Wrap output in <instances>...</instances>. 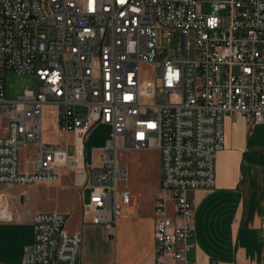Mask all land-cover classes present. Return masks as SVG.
Wrapping results in <instances>:
<instances>
[{"label":"built area","instance_id":"built-area-1","mask_svg":"<svg viewBox=\"0 0 264 264\" xmlns=\"http://www.w3.org/2000/svg\"><path fill=\"white\" fill-rule=\"evenodd\" d=\"M228 9L224 25L220 13ZM160 28L178 47L165 60ZM143 65L166 99L144 89ZM7 70L35 76L36 87L8 98ZM48 106L71 140L45 142ZM237 114L264 124V0H0V185H52L71 174L83 200L91 189L85 214L111 234L131 203L120 152L159 149L152 264H189L197 221L188 191L215 188L225 118ZM97 125L111 135L88 161L86 142ZM29 145L34 166L22 171L20 150ZM0 207L10 213L0 220L12 219L7 192L0 191ZM66 223L62 211L37 212L35 241L20 264H80L82 235ZM260 226L264 235V217Z\"/></svg>","mask_w":264,"mask_h":264},{"label":"crops","instance_id":"crops-1","mask_svg":"<svg viewBox=\"0 0 264 264\" xmlns=\"http://www.w3.org/2000/svg\"><path fill=\"white\" fill-rule=\"evenodd\" d=\"M53 127L60 134L57 114L54 126L49 128ZM91 132L86 142L88 161L87 145ZM216 172L217 184L214 189L188 191L197 221V233L193 238L195 246L187 253L188 263L264 264V235L260 226L264 217V124H254L242 114L226 117L225 148L217 156ZM160 177L161 169L158 190ZM60 182L61 178L57 183ZM71 187L80 200L77 206L73 205L71 209L68 206L64 210L56 209L54 205L49 207L66 213V229L82 235L80 264L156 262V199L146 206L141 194L129 186L131 203L122 210L110 234L104 226L95 224L91 215L85 214L88 197L85 196L83 200L81 190L73 182ZM0 191L7 192L9 202H13L14 190V194L8 190ZM67 195L66 203L71 201L72 194ZM16 207H11L12 219L0 220V263L3 264L23 262L25 247L35 241L34 216L42 211Z\"/></svg>","mask_w":264,"mask_h":264},{"label":"rangeland","instance_id":"rangeland-1","mask_svg":"<svg viewBox=\"0 0 264 264\" xmlns=\"http://www.w3.org/2000/svg\"><path fill=\"white\" fill-rule=\"evenodd\" d=\"M210 2L211 0H204ZM205 9L208 11L212 10L210 3H206ZM230 9L225 12H221L220 15L223 17L224 25H229ZM51 36L55 35V31H49ZM175 41V40H174ZM158 47H159V59L165 60L171 57L175 53H178V47L175 42L174 45L171 44L169 36L167 35V30L160 28L158 29ZM142 76L143 87L145 90L152 89L154 91L153 100L159 101L163 98V95L159 92V86L157 84V77L154 75L152 68L148 65L142 66ZM6 80V93L7 97L10 99H15L19 95L23 94L27 88H35L37 85V78L33 75H19L14 70H7L5 74ZM152 98L151 95H145L143 97L144 101H149ZM171 103H177L179 98L175 94L169 95ZM46 110V111H45ZM45 126L47 128L45 133V142L47 144H59L69 140V136H61L55 131V127L49 128L51 125L54 126L56 120L57 111L53 106H48L45 108ZM2 127L5 126V121L2 122ZM111 128L107 125H97L91 132L90 140L88 141L89 158L92 159L94 155L93 149L96 150V157L99 155L100 149L106 145V142L110 138ZM31 147V149H30ZM27 146L21 149L20 153V168L22 170L33 169V156H32V146ZM120 161L123 165L127 166L130 170V182L129 186L133 191L140 193L142 196L143 203L146 206H150L154 199L157 200L158 192V179L161 169V152L157 148H153L142 152H132L122 150L119 154ZM68 173H63L61 176V182L57 184L47 185V184H37V185H27L18 186L19 188L6 189L3 185H0V190H8L14 194L13 190L16 192L13 197V202L11 201V207H23L25 209L53 212L50 205H54V208L59 210H64V208L71 209L79 204V197L77 192L73 190L71 184L73 182L72 176L67 175ZM13 189V190H12ZM19 190V191H16ZM21 191L24 193L21 194ZM71 193V201L67 198V194ZM91 189L88 188L85 191V196L89 197ZM24 197V198H23ZM62 201V202H60ZM13 205V206H12ZM17 208V207H16Z\"/></svg>","mask_w":264,"mask_h":264},{"label":"bare ground","instance_id":"bare-ground-1","mask_svg":"<svg viewBox=\"0 0 264 264\" xmlns=\"http://www.w3.org/2000/svg\"><path fill=\"white\" fill-rule=\"evenodd\" d=\"M6 206V205H4ZM0 209H3L0 207ZM2 217H10V213H9V210L7 212H4L3 214H0Z\"/></svg>","mask_w":264,"mask_h":264}]
</instances>
